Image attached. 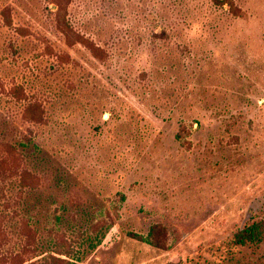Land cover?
I'll return each mask as SVG.
<instances>
[{"label":"rangeland","instance_id":"1","mask_svg":"<svg viewBox=\"0 0 264 264\" xmlns=\"http://www.w3.org/2000/svg\"><path fill=\"white\" fill-rule=\"evenodd\" d=\"M259 222L264 0H0V264H264Z\"/></svg>","mask_w":264,"mask_h":264},{"label":"trees","instance_id":"2","mask_svg":"<svg viewBox=\"0 0 264 264\" xmlns=\"http://www.w3.org/2000/svg\"><path fill=\"white\" fill-rule=\"evenodd\" d=\"M63 32H65V30H63ZM264 234V222H259L256 224H253L252 226L244 229L243 231H241L238 235V244L244 245L246 243L252 242V243H257V242H261L262 239V235ZM137 238L141 239V240H145L147 241V243L156 246V247H160L159 243L153 242L152 239L150 238H144L143 236H138L135 235ZM56 264H70V262H65L64 259L62 258H58L55 260ZM170 264H181L180 260L179 261H173Z\"/></svg>","mask_w":264,"mask_h":264}]
</instances>
